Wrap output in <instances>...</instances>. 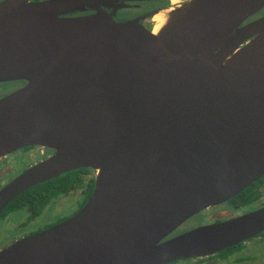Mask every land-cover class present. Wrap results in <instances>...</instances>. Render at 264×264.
Masks as SVG:
<instances>
[{
  "label": "water",
  "instance_id": "water-1",
  "mask_svg": "<svg viewBox=\"0 0 264 264\" xmlns=\"http://www.w3.org/2000/svg\"><path fill=\"white\" fill-rule=\"evenodd\" d=\"M1 0L0 157L53 155L0 189L81 168L93 189L67 219L0 250V264H170L264 232V205L171 234L264 176V0H177L154 33L129 3Z\"/></svg>",
  "mask_w": 264,
  "mask_h": 264
},
{
  "label": "flooded vegetation",
  "instance_id": "flooded-vegetation-1",
  "mask_svg": "<svg viewBox=\"0 0 264 264\" xmlns=\"http://www.w3.org/2000/svg\"><path fill=\"white\" fill-rule=\"evenodd\" d=\"M147 2H153L154 4L159 2L160 4L157 7H154V8L146 10L145 9L146 7H143V6L141 7V5L145 4L146 2L129 3L131 5V7L120 9V10H118L116 12V19L117 20L128 19V18H119L118 15H119V13L121 11H126V10H129V9H138L140 7L144 8L143 10L139 11V13H135V15H133L132 17H129V18H133V17L139 16L141 14H144L146 12L153 11V10H156V9H160L161 11H170V10L175 9L176 7H178V6H180V5H182L184 3V2H179V3L175 4V5H173V4H171V0H159V1H147ZM141 23L146 28H149V29H151L152 26H153L152 18L144 19V20L141 21ZM10 83H16L18 86H21L23 84V82H10ZM1 84H4V83H1ZM12 90H14V89H12ZM12 90H9V91H7V93H4V94L0 95V98L2 96H4V95L8 94ZM52 155H53V151H51V150H48V149H45V148H41V147H38V146H28V147H24V148L12 151L10 153H7V154L1 156L0 157V189L4 185H6L9 181H11L14 177L18 176L23 171H25L26 169H28V168L32 167L33 165H35V164H37V163H39V162L51 157ZM261 178L263 179V185L260 188L261 196H260V198L258 199L257 202H255V203H253L251 205H248V206H244V207H241V208H238V209H236V208L234 209L228 204V201H229V199H228V201H226V202H224V203H222L220 205L208 207V208L204 209L203 211L193 215L192 217H190L188 219V220H192V221L191 222L189 221L187 224H192V222L194 221L195 217H197V218L199 217L200 218V221L196 220V222H193V224L197 225V226L202 225V224H200L202 222H203V224L219 222V221H223V220L229 219L231 217H234V216H237V215H240V214H244V213L253 211V210L263 206L264 205V201L262 200V197H263L262 188L264 186V176L261 177ZM77 191L79 193H78V196L74 199L75 201L73 203L75 208L72 211H70L69 213H65V209L64 208L61 209L59 212H54L53 208H51V205L56 200H53L51 203H49L42 210L41 213H39L36 216H33L30 219L28 218L29 214H28V212L25 209L20 210V211L10 212L6 216H4L2 219L7 218L8 215H12V216H10L11 219L14 218V217H18L19 218V217L24 216L23 221L15 223L16 226L14 228L10 229L8 234L4 236V237H6L9 234L14 233V232L16 233L15 234L16 236L13 238V240H11V242L8 245H5V247L11 245L12 243H14L15 241H17L19 239L25 238L27 236L33 235V234H35L37 232H40V231H42L44 229H47V228H49V227H51V226H53V225L65 220V219H67L68 217H70L74 213H76L80 209V204H81V202H82V200L84 198L83 197L84 194L82 195L80 193V189L79 190H75L73 192H77ZM68 195H65V196H68ZM65 196H60V197H65ZM68 206H70V205L68 204L65 208H67ZM219 206L220 207H224L225 211L228 213V214H226V217H220L219 216V217H217V219H211V220H206V219L204 220L202 218L204 216L203 213L205 211H207V210L211 211V208H215V207H219ZM45 215H48L47 218L50 217L48 221H43V220H45L44 219ZM2 219H0V220H2ZM38 219L40 221H42V222H41V224H39L37 226L36 223H37ZM180 228L181 227H178L171 234V236L175 235V234H178L179 232H177V230L180 229ZM257 237H262V236L256 235V236H254V237L242 242L241 243L242 247H243V245L246 242H248V241H250V240H252L254 238H257ZM5 247H3L2 249H4ZM2 249H0V250H2ZM205 258H207V257H205Z\"/></svg>",
  "mask_w": 264,
  "mask_h": 264
},
{
  "label": "trees",
  "instance_id": "trees-1",
  "mask_svg": "<svg viewBox=\"0 0 264 264\" xmlns=\"http://www.w3.org/2000/svg\"><path fill=\"white\" fill-rule=\"evenodd\" d=\"M160 3L146 2V10L157 7ZM92 171L90 169L81 168L78 170H72L63 173L53 179L47 180L35 186L28 188L19 195H17L0 213V219L6 216L10 212L20 211L25 209L29 216L38 215L42 210L53 200H56L60 196L68 195L75 190L80 189V193L84 198L80 204V208L83 206L88 196L93 189V176H87ZM263 185V179L260 178L241 190L239 193L229 199L228 204L232 208H241L251 205L258 201L261 196L260 188ZM264 237V232L258 234ZM242 247V244L224 249L214 255L208 256L206 259L217 258L219 260H227L231 255L237 252ZM204 259V258H203ZM202 260V258L198 259ZM173 263V262H171Z\"/></svg>",
  "mask_w": 264,
  "mask_h": 264
},
{
  "label": "rangeland",
  "instance_id": "rangeland-1",
  "mask_svg": "<svg viewBox=\"0 0 264 264\" xmlns=\"http://www.w3.org/2000/svg\"><path fill=\"white\" fill-rule=\"evenodd\" d=\"M180 1L177 0H171V4L175 5L179 3ZM146 7V3L142 4L141 7ZM138 8V9H129L126 11H121L118 15L119 18H129L135 15V13H139V11L143 10L144 8ZM19 86L16 83H4L0 84V95L7 93V91L18 88ZM3 92V93H2ZM93 176V172L90 173L87 176ZM263 191V197L262 200L264 201V186L262 188ZM78 191L77 192H72L68 196L65 197H59L56 199V201L51 205V208H53L54 212H59L61 209H65V213H69L72 211L75 206H74V199L78 196ZM67 208H65L67 205ZM74 206V207H73ZM226 214H228L224 207H215L211 208V211H205L203 213V219L205 220H211V219H217V217H226ZM12 215H8L7 218H4L0 220V249L5 247V245H8L11 240L16 236L15 232L9 234L8 236L4 237L5 235L8 234L10 229L14 228L16 225L15 223L23 221L24 216L22 217H14L10 218ZM15 216V215H14ZM48 215L44 216L43 221H48L49 218H47ZM43 218V217H42ZM41 218V219H42ZM47 218V219H46ZM219 219V218H218ZM200 221V218L195 217L193 222ZM191 222L192 220H187L184 222L181 226L180 229L177 230V232L181 233L186 230H189L191 228L196 227L197 225H194L193 222L192 224H187L188 222ZM42 221L39 219L37 220L36 225L38 226L41 224ZM200 224H203L200 223ZM178 233V234H179ZM170 264H264V238L263 237H257L254 238L248 242H246L243 247L235 252L233 255H231L227 260H219L217 258H208V259H184V260H178L174 261L173 263Z\"/></svg>",
  "mask_w": 264,
  "mask_h": 264
},
{
  "label": "bare ground",
  "instance_id": "bare-ground-1",
  "mask_svg": "<svg viewBox=\"0 0 264 264\" xmlns=\"http://www.w3.org/2000/svg\"><path fill=\"white\" fill-rule=\"evenodd\" d=\"M164 13L163 11H161L159 14L155 15L152 18L153 21V26H152V30L154 33H156L159 28L162 26L163 22H164Z\"/></svg>",
  "mask_w": 264,
  "mask_h": 264
}]
</instances>
